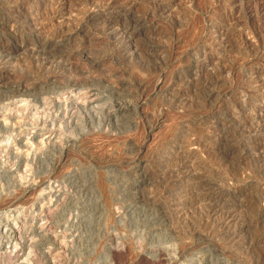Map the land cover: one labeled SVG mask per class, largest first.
<instances>
[{"label":"rangeland","instance_id":"obj_1","mask_svg":"<svg viewBox=\"0 0 264 264\" xmlns=\"http://www.w3.org/2000/svg\"><path fill=\"white\" fill-rule=\"evenodd\" d=\"M69 1L0 0V264H264L260 6Z\"/></svg>","mask_w":264,"mask_h":264},{"label":"bare ground","instance_id":"obj_2","mask_svg":"<svg viewBox=\"0 0 264 264\" xmlns=\"http://www.w3.org/2000/svg\"><path fill=\"white\" fill-rule=\"evenodd\" d=\"M58 1V0H57ZM123 1L124 0H93V2H92V7H90V9H89V14H91L92 12H94L95 10H96V8H98V7H101V8H103L104 7V9H106V10H110V9H115L116 7H118L121 3H123ZM152 1V3H153V10H154V12H159V13H157V15L159 14V15H161V17L163 16L164 17V15L163 14H165V13H167V11H168V9L170 8V7H172V6H179V4H183V3H186V2H188L187 3V5L188 4H190L192 1L191 0H151ZM243 1H245V0H243ZM248 1V0H247ZM250 1V0H249ZM256 1V3L258 4V6H260V7H258L256 10H253L251 7H249V6H247L246 7V9H245V15H246V17L247 18H253L254 16L255 17H258L259 19H260V21H262V23H264V0H255ZM56 2V1H55ZM234 2V6L233 7H235V5L237 6V7H242V5L244 4L243 2H241V0H234L233 1ZM253 2V1H252ZM125 3V2H124ZM123 3V4H124ZM128 3V2H127ZM246 3H249V2H246ZM56 5L58 4V3H55ZM68 4H70V1L69 0H59V5H60V7H61V9H62V11H64L65 9H67L68 8ZM253 4V3H252ZM55 5V6H56ZM128 5V4H127ZM247 5V4H246ZM251 5V4H250ZM129 6H132V5H129ZM175 6V7H176ZM182 6V5H181ZM189 6V5H188ZM252 6V5H251ZM253 6H255V5H253ZM180 7V6H179ZM236 7V8H237ZM57 8V7H56ZM240 8H238V9H240ZM58 9V8H57ZM69 9V8H68ZM184 9V8H183ZM233 9V8H232ZM242 9V8H241ZM56 10V9H55ZM171 10V9H170ZM237 11V10H236ZM239 11V10H238ZM252 11L254 12V14L252 13ZM170 12V11H169ZM169 12H168V15H170L169 14ZM173 12V11H172ZM242 12V11H241ZM62 14H63V12H62ZM156 14V13H155ZM243 15H244V13H242ZM153 15H154V13H153ZM152 15V16H153ZM167 15V14H166ZM231 15V14H230ZM241 15V14H240ZM172 16V15H171ZM236 16V15H235ZM154 17V16H153ZM228 17V16H227ZM89 18H90V16H89ZM137 18V17H136ZM242 18V17H241ZM244 18V17H243ZM257 19V18H256ZM226 20V19H225ZM238 20V19H237ZM259 21V22H260ZM57 22V21H56ZM61 23V22H60ZM255 23V22H254ZM156 24V23H155ZM226 24V23H225ZM230 24V23H229ZM234 24V23H233ZM36 25V24H35ZM229 26V25H228ZM227 26V27H228ZM258 26H260V25H258ZM217 27V26H216ZM218 28V27H217ZM42 29V28H41ZM261 29V28H260ZM215 30V29H214ZM228 30H230V29H228ZM232 30H234V29H232ZM237 30V29H236ZM226 31V30H225ZM58 32V31H57ZM233 32V31H232ZM262 32V31H261ZM124 33V32H123ZM250 33V32H249ZM248 33V34H249ZM244 34V33H243ZM261 34V33H260ZM246 35V34H245ZM256 35V34H255ZM228 36V35H227ZM230 36V35H229ZM215 37H218L217 39V41H219L220 43H221V41L222 40H224V37H226V35H225V32H224V30L222 29V27H221V29L220 30H218L217 31V34L215 35ZM247 37V36H246ZM257 37V36H256ZM236 38V37H235ZM243 38H245V37H243ZM248 38V37H247ZM261 38V37H260ZM264 38V37H263ZM250 39V38H249ZM252 39V38H251ZM255 39V38H254ZM262 39V38H261ZM228 40H230V39H228ZM245 40V39H244ZM243 40V41H244ZM57 41H59V40H57ZM234 41V40H233ZM235 41H236V39H235ZM226 42H227V40H226ZM212 43V42H211ZM217 43V42H216ZM240 43V42H239ZM251 43V42H250ZM214 44V43H213ZM241 44V43H240ZM251 44H253V43H251ZM219 45V44H218ZM226 45H228V43L226 44ZM235 45V44H234ZM246 45V44H245ZM249 45V44H248ZM255 45V44H254ZM206 46V45H205ZM238 46V45H237ZM242 46V45H241ZM219 47V46H218ZM222 47H224L225 48V46H222ZM244 47V46H243ZM252 47V46H251ZM247 48V47H246ZM250 48V47H249ZM257 48V47H256ZM255 48V49H256ZM217 49V48H216ZM264 49V48H263ZM247 50H249V49H247ZM241 51V50H240ZM239 51V52H240ZM243 52V51H242ZM254 53V52H253ZM252 53V54H253ZM257 55V54H256ZM259 56V55H258ZM253 57V56H252ZM218 58V57H217ZM216 58V59H217ZM204 60V59H203ZM253 60H251V62H252ZM216 63V62H215ZM251 66V65H250ZM225 67V66H224ZM258 69V68H257ZM263 69V68H262ZM253 70V69H252ZM260 70V69H259ZM264 71V70H263ZM251 73V72H250ZM260 74V73H259ZM247 75V74H246ZM261 75H263V74H261ZM262 77H264V76H260V77H258V78H262ZM69 79V78H68ZM57 80V79H56ZM250 80V79H249ZM0 81H1V78H0ZM259 81V80H258ZM263 81V80H262ZM256 82V81H255ZM2 83V82H1ZM158 83V82H157ZM156 83V84H157ZM252 83V82H251ZM263 84V83H262ZM260 87V86H259ZM92 96V95H91ZM264 99V98H263ZM93 100V99H92ZM262 115H263V113H262ZM258 124V123H257ZM260 128V127H259ZM186 165V164H185ZM148 178V177H147ZM150 183V182H149ZM224 225V224H223ZM119 253H117V250H113V255L115 256V257H117V255H118ZM121 255V254H120ZM141 259H142V257H141ZM157 260V259H156ZM143 261H148V260H146V258H143Z\"/></svg>","mask_w":264,"mask_h":264}]
</instances>
